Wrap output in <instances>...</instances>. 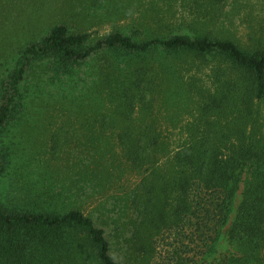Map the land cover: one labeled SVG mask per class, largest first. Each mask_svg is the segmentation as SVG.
I'll use <instances>...</instances> for the list:
<instances>
[{
	"label": "trees",
	"instance_id": "1",
	"mask_svg": "<svg viewBox=\"0 0 264 264\" xmlns=\"http://www.w3.org/2000/svg\"><path fill=\"white\" fill-rule=\"evenodd\" d=\"M99 51L156 53L160 70L175 85L165 97L171 123L163 129L178 128L186 135L169 149L152 117V78L150 83L144 67L131 70L126 64V79L117 85L122 101L109 116L126 119V126L113 130L122 158L140 176L122 203L126 250L132 249L126 259L151 264L159 241L173 235L176 244H167L170 256L163 264H207L242 183L227 230L239 256L219 264H264V46L245 48L187 31L148 40L115 31L91 39L88 33L54 25L21 49L0 83V132L25 104L24 84L32 66L42 63L56 77L72 75ZM118 59L115 70L120 72ZM195 60L197 67L208 66V86L200 85L199 77L183 81V66L190 72ZM192 103V120L178 126L180 112ZM137 110L139 120L133 117ZM3 148L0 144V175L7 166ZM111 245L105 230L77 208H17L0 202V264H124L114 258Z\"/></svg>",
	"mask_w": 264,
	"mask_h": 264
},
{
	"label": "rangeland",
	"instance_id": "2",
	"mask_svg": "<svg viewBox=\"0 0 264 264\" xmlns=\"http://www.w3.org/2000/svg\"><path fill=\"white\" fill-rule=\"evenodd\" d=\"M58 24L74 33H88L91 39L115 31L137 40L187 31L254 48L264 46V0H0V83L13 70L21 49ZM116 59L120 72L115 70ZM158 63L153 52L116 56L99 51L77 65L72 75L56 77L49 70L46 73L42 63L32 66L24 84L25 104L0 132V144L8 156L0 175V202L17 208H77L105 230L116 260L134 264L133 257L126 259L132 249L126 250L122 203L140 176L122 158L113 130L126 126V119L112 121L109 116L122 101L117 85L126 79V66L131 70L141 66L150 83L152 78V92L148 93L153 97L152 117L163 130L169 149L185 139L178 128L163 129L171 123L167 118L171 106L165 97L175 85ZM197 64L195 60L190 72L184 70L189 66L182 65L183 81L194 76L199 77L200 85L208 86V66ZM183 110L177 117L178 126L192 120L195 104ZM139 112L133 114L137 120ZM244 177L242 173V180ZM241 192L242 183L207 264L239 256L227 230ZM169 243L176 244L173 235L159 241L151 264L168 262Z\"/></svg>",
	"mask_w": 264,
	"mask_h": 264
}]
</instances>
